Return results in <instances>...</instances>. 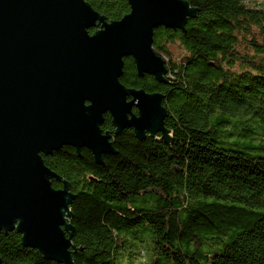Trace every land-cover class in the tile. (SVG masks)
Wrapping results in <instances>:
<instances>
[{"label":"trees","instance_id":"1","mask_svg":"<svg viewBox=\"0 0 264 264\" xmlns=\"http://www.w3.org/2000/svg\"><path fill=\"white\" fill-rule=\"evenodd\" d=\"M84 1L106 23L130 12L126 0ZM183 1L184 28L153 32L163 82L131 58L119 79L164 96V132L138 138L105 114L114 153L102 165L71 146L41 155L52 188L73 196L71 264H264V2ZM0 264L65 263L12 229L0 231Z\"/></svg>","mask_w":264,"mask_h":264},{"label":"water","instance_id":"2","mask_svg":"<svg viewBox=\"0 0 264 264\" xmlns=\"http://www.w3.org/2000/svg\"><path fill=\"white\" fill-rule=\"evenodd\" d=\"M126 1L130 12L106 23L84 0H0V231L17 229L46 260L72 263L73 196L52 188L58 176L41 155L71 146L102 165L114 153L105 114L138 138L164 132V96L121 85L123 58L163 82L154 29L182 30L194 11L183 0Z\"/></svg>","mask_w":264,"mask_h":264},{"label":"rangeland","instance_id":"3","mask_svg":"<svg viewBox=\"0 0 264 264\" xmlns=\"http://www.w3.org/2000/svg\"><path fill=\"white\" fill-rule=\"evenodd\" d=\"M259 1H262V2H264V0H259ZM171 49H172V51H173V55L175 56V58L181 53V50H180V48L178 47H170Z\"/></svg>","mask_w":264,"mask_h":264}]
</instances>
